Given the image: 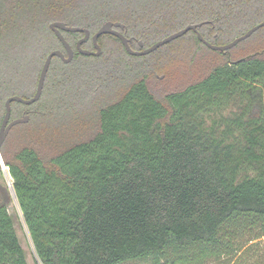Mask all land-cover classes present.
<instances>
[{
  "label": "trees",
  "instance_id": "obj_1",
  "mask_svg": "<svg viewBox=\"0 0 264 264\" xmlns=\"http://www.w3.org/2000/svg\"><path fill=\"white\" fill-rule=\"evenodd\" d=\"M263 18L264 0H0V123L5 99L32 96L47 54L65 52L52 21L91 33L120 21L140 49L138 40L146 47L205 20L201 35L225 44ZM62 33L72 60L54 56L40 98L11 103V119L29 120L1 146L13 192L0 184V264H29L8 211L14 200L34 264H207L264 237V26L226 52L185 33L224 60L162 99L149 86L154 51L130 55L103 34L101 54L85 55L76 48L83 33ZM107 36L114 44L101 45ZM254 36L260 44L231 57ZM82 47L94 50L91 38ZM128 77L96 110V98ZM56 106L77 123L66 125ZM92 109L97 130L60 148L90 126Z\"/></svg>",
  "mask_w": 264,
  "mask_h": 264
},
{
  "label": "rangeland",
  "instance_id": "obj_2",
  "mask_svg": "<svg viewBox=\"0 0 264 264\" xmlns=\"http://www.w3.org/2000/svg\"><path fill=\"white\" fill-rule=\"evenodd\" d=\"M257 36L258 38L260 37L259 34ZM257 36L242 42L239 46L234 48L231 51V57H240L243 53H245V49L250 45V43H253L251 46H254V48L260 44L261 41L257 40ZM100 44L110 45L114 44V42L107 36L100 40ZM171 52L173 54H171ZM149 57L153 59L160 58V62L157 65V73L148 79L152 93H154L155 97L159 99H162V97L169 91L179 90L187 84L203 78L213 66L224 60V58L217 53H212L201 47L196 48V44H192L189 36H183L170 41L166 45L161 46V48L159 47V49L154 51V53H152ZM76 59V63H79V61L82 60L78 57H76ZM161 74L164 75L163 79L158 77ZM128 79H130V77H128L124 82L118 83L114 87L116 93H114L113 89L109 93H106V95L97 97L95 100L97 103L95 105L96 110L99 106H101V104L117 99L127 88L126 85L128 83ZM131 80L132 78L130 81ZM84 107L86 108L88 105H82V108ZM64 109L65 108L63 106H56L53 113H62V115L65 116L63 121L66 125L76 124L77 122L70 116V114H68L69 112H63ZM90 120V126L88 128L80 129L68 138H64L63 142H60V148L66 146V144L89 138L97 130V116H95V111H93V109L90 111ZM20 144L21 143L19 141L15 147ZM8 182H10V177L8 174L6 176L3 174L0 166V184L8 185ZM8 211L14 218L15 229L20 243L26 251L27 261L29 264H34L35 260H37V256L31 244L27 230L22 222L15 200L9 203ZM245 237L242 240L244 242L246 239ZM207 264H264V237L246 242L245 247L233 256H224L215 260L210 259Z\"/></svg>",
  "mask_w": 264,
  "mask_h": 264
},
{
  "label": "water",
  "instance_id": "obj_3",
  "mask_svg": "<svg viewBox=\"0 0 264 264\" xmlns=\"http://www.w3.org/2000/svg\"><path fill=\"white\" fill-rule=\"evenodd\" d=\"M208 22L209 21L205 20V21H200L196 23L186 24L184 27L164 36L163 38L157 40L156 42L146 47H144L142 40H138V45L140 47V49L138 50H135L130 46V42L132 41V39L126 37L125 34L121 31V30H125L126 26L124 23L120 21L106 20L93 33H91V31L88 28H85L82 26L69 25L64 21L56 20V21L50 22L49 27L55 33L58 40L63 45L65 52H63L61 49H54V50H51L47 54L42 64V67L40 69L35 92L32 96L25 98L20 95L13 94V95L8 96L5 99V102H4L5 112H4V115L0 123V166H1V170L3 174L6 176L7 171H6V164L1 154V146L3 142L5 141L10 129L13 126L17 124L25 123L29 120L28 114H23L21 117L11 119L10 118L11 103L19 102L25 105H29V104L36 102L41 96L45 77L48 72L49 66L51 64L52 58L54 56L59 57L65 63H69L73 58L74 50L71 44L65 39L62 31L83 33V36L76 42V47L80 53L85 54V55H96L97 56L101 54V47L98 43V38L103 34H112L120 39L122 45L124 46L128 54L135 55V56H141V55H146L148 53L155 51L156 49L169 43L170 41H173L183 36L185 33H187L190 30L193 31L196 34L198 40L204 43L208 48L215 50V51L226 52L230 50L231 48H233L235 45H237L239 42L250 37L260 27L264 26V18H263L261 22L253 25L248 30H246L243 34L233 38L231 41L225 44H214L206 40L201 35L200 31L198 30L204 23H208ZM89 38H91L92 40L94 50L84 49L81 46L82 43L88 40ZM8 186L12 193L13 189H12V185L10 182H8Z\"/></svg>",
  "mask_w": 264,
  "mask_h": 264
},
{
  "label": "flooded vegetation",
  "instance_id": "obj_4",
  "mask_svg": "<svg viewBox=\"0 0 264 264\" xmlns=\"http://www.w3.org/2000/svg\"><path fill=\"white\" fill-rule=\"evenodd\" d=\"M125 33H126V32H125ZM125 36H126V35H125ZM126 37H127V36H126ZM80 38H81V37H80ZM80 38H79V39H80ZM128 38H131V39H132V41L130 42V46H131L133 49H135V47H133L134 38H133V37H128ZM79 39H78V40H79ZM78 40H77V41H78ZM137 40H138V39H137ZM86 41H87V40H86ZM86 41H85V42H86ZM82 44H83V43H82ZM81 46H82V45H81ZM76 48H77V47H76ZM82 48H83V47H82ZM84 49H86V48H84ZM89 50H90V49H89ZM135 50H138V49H135ZM73 55H74V53H73ZM158 77H159L160 79H163V78H164V75L161 74V75L158 76Z\"/></svg>",
  "mask_w": 264,
  "mask_h": 264
}]
</instances>
